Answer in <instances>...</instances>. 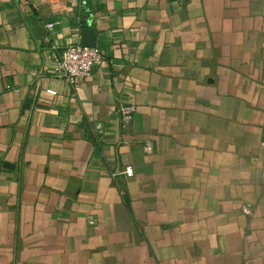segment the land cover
I'll return each instance as SVG.
<instances>
[{
    "label": "crops",
    "instance_id": "crops-1",
    "mask_svg": "<svg viewBox=\"0 0 264 264\" xmlns=\"http://www.w3.org/2000/svg\"><path fill=\"white\" fill-rule=\"evenodd\" d=\"M0 264H264V0H0Z\"/></svg>",
    "mask_w": 264,
    "mask_h": 264
},
{
    "label": "built area",
    "instance_id": "built-area-1",
    "mask_svg": "<svg viewBox=\"0 0 264 264\" xmlns=\"http://www.w3.org/2000/svg\"><path fill=\"white\" fill-rule=\"evenodd\" d=\"M53 48L51 56L55 60V73L73 89L78 88L81 81L92 75L96 63L103 58L102 52L97 46H84L76 42ZM50 92L55 93L53 90ZM136 109L137 107L133 103H124L119 106L123 124H129L133 120ZM150 149V145L145 147L146 151H150ZM125 172L131 174V167H126Z\"/></svg>",
    "mask_w": 264,
    "mask_h": 264
},
{
    "label": "water",
    "instance_id": "water-1",
    "mask_svg": "<svg viewBox=\"0 0 264 264\" xmlns=\"http://www.w3.org/2000/svg\"><path fill=\"white\" fill-rule=\"evenodd\" d=\"M82 37L81 45L95 47L97 45L96 32L93 27H87L85 22H82Z\"/></svg>",
    "mask_w": 264,
    "mask_h": 264
}]
</instances>
